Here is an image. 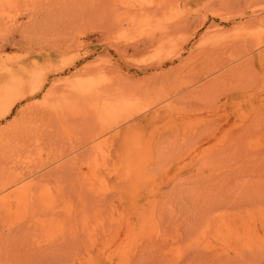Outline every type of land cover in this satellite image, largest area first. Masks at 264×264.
I'll list each match as a JSON object with an SVG mask.
<instances>
[{
    "label": "rangeland",
    "instance_id": "rangeland-1",
    "mask_svg": "<svg viewBox=\"0 0 264 264\" xmlns=\"http://www.w3.org/2000/svg\"><path fill=\"white\" fill-rule=\"evenodd\" d=\"M30 65L0 264H264V0H0V81Z\"/></svg>",
    "mask_w": 264,
    "mask_h": 264
},
{
    "label": "bare ground",
    "instance_id": "bare-ground-1",
    "mask_svg": "<svg viewBox=\"0 0 264 264\" xmlns=\"http://www.w3.org/2000/svg\"><path fill=\"white\" fill-rule=\"evenodd\" d=\"M164 28H165V26H164ZM166 30H168V29H166ZM171 31V30H170ZM163 32V31H162ZM165 33H167V32H165ZM167 35V34H166ZM165 35V36H166ZM164 37V36H163ZM163 40V39H162ZM167 40V39H166ZM168 40H170V39H168ZM173 40V39H172ZM171 40V41H172ZM163 43V42H162ZM159 44V43H158ZM164 44V43H163ZM168 45V44H167ZM166 45V46H167ZM164 46H165V44H164ZM182 63V62H181ZM34 66V65H33ZM181 67H184V66H182L181 65ZM33 69V67H31V65L30 66H27V67H23V66H19V67H17V70L14 72V73H12V74H10L9 76H7L6 78H4L2 81H0V106L1 105H6L5 107H6V111H5V113H9L10 111H11V108H12V106H13V103L12 102H10L9 100L13 97V96H18V100H20V99H26L27 97H29V96H31V97H34V96H36V94H37V92L38 91H40L42 88H43V83L45 82L44 80H42V77H40V76H38V75H36V74H38V73H34L33 74V72H32V69ZM38 72V71H37ZM40 75V74H39ZM44 78V77H43ZM44 81V82H43ZM33 89V91H31ZM52 90H53V88H52ZM30 92V93H29ZM41 92V91H40ZM55 93V92H54ZM54 93H53V95L52 96H55L54 95ZM39 94V93H38ZM37 94V95H38ZM51 95H49V96H51ZM45 97V101H44V107H45V109L46 110H44L43 109V111L41 110V112H40V116L41 117H47V118H50V120L53 118V116H55V118H54V121L57 119L56 117V114H57V111H53V108H52V103H54V102H52V101H54V98L53 97ZM57 96V95H56ZM55 96V99L57 98ZM50 99H53V100H51L50 101ZM10 102V103H9ZM50 102H52V103H50ZM56 103H57V101H56ZM55 104V103H54ZM57 108V107H56ZM39 118V117H38ZM30 119V118H29ZM42 119H44L45 120V118H42ZM41 119V120H42ZM49 120V119H48ZM47 121V120H46ZM53 121V122H54ZM33 123V122H32ZM45 122H43V124H44ZM47 123V122H46ZM49 123H50V121H49ZM52 123V122H51ZM18 124L19 123H15V124H12L6 131H4L3 133L1 132L0 133V143H2V142H4L5 140L7 141H9V137H11V136H14V135H16L17 134V132H16V128H21V126L19 125V127H18ZM54 124V123H53ZM24 125V124H23ZM29 125V124H28ZM27 125V126H28ZM35 127H36V123L35 124H33ZM41 125H42V123H41ZM41 125H39L40 127H41ZM48 125V124H47ZM47 125L45 126V125H42V127L43 126H45L46 128H47ZM51 125V124H50ZM55 125V124H54ZM50 127V126H49ZM57 127V126H56ZM36 128H38V127H36ZM35 128V129H36ZM45 128V129H46ZM28 129V127L26 128V131H28L27 130ZM41 129H43V128H39V131L41 130ZM23 130V129H22ZM44 130V129H43ZM49 130V129H48ZM51 130V129H50ZM30 131V130H29ZM28 131V132H29ZM32 131H34V129H32ZM42 131V130H41ZM40 131V132H41ZM19 132H20V130H18V134H17V136H14V138H16V137H19L20 135H19ZM34 133V132H33ZM20 134H22V132H20ZM26 134H27V132H26ZM23 135V134H22ZM29 135H30V132H29ZM29 135L27 134V136L29 137ZM34 135V134H33ZM32 135V136H33ZM36 135H38L37 133H36ZM24 137V136H23ZM13 139V138H12ZM11 139V141H13ZM28 139V138H27ZM30 139H34L33 137L32 138H30ZM22 140H24L23 138H22ZM15 141V140H14ZM17 141V140H16ZM21 141V140H20ZM22 142V141H21ZM24 142V141H23ZM6 143V142H5ZM14 143V142H13ZM15 144V143H14ZM4 145V144H3ZM115 153H116V151H115ZM118 153H119V151H118ZM117 154V153H116ZM114 155V154H113ZM130 156V155H129ZM140 156V155H139ZM128 157V156H127ZM126 157V158H127ZM73 158V157H72ZM117 158H119V156L117 157ZM125 158V159H126ZM129 158V157H128ZM14 160H15V158H13ZM111 159V158H110ZM114 160V159H113ZM124 160V159H123ZM106 161V160H105ZM122 162V161H121ZM14 163V162H13ZM109 163V162H108ZM113 164H114V162H113ZM138 166V165H137ZM137 168V167H136ZM138 169V168H137ZM124 172V171H123ZM125 173V172H124ZM72 187V186H71ZM87 189V188H86ZM86 191H89V190H86ZM76 193V192H75ZM88 193V192H87ZM92 193V192H91ZM80 194V193H79ZM83 194H85V193H83ZM82 195V194H81ZM90 195V194H89ZM102 195V194H101ZM104 198V197H103ZM92 200V199H91ZM97 201H99V200H97Z\"/></svg>",
    "mask_w": 264,
    "mask_h": 264
}]
</instances>
